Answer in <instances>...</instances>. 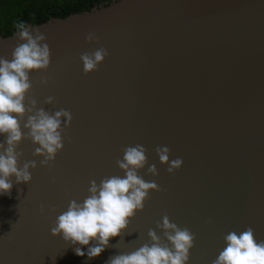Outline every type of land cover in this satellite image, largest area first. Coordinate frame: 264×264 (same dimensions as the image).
Wrapping results in <instances>:
<instances>
[{"label":"water","instance_id":"water-1","mask_svg":"<svg viewBox=\"0 0 264 264\" xmlns=\"http://www.w3.org/2000/svg\"><path fill=\"white\" fill-rule=\"evenodd\" d=\"M0 264H264V0L0 37Z\"/></svg>","mask_w":264,"mask_h":264},{"label":"trees","instance_id":"trees-1","mask_svg":"<svg viewBox=\"0 0 264 264\" xmlns=\"http://www.w3.org/2000/svg\"><path fill=\"white\" fill-rule=\"evenodd\" d=\"M107 0H0V37L38 25L50 18H65Z\"/></svg>","mask_w":264,"mask_h":264}]
</instances>
